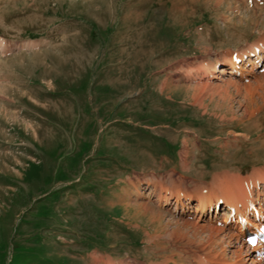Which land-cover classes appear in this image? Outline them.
I'll return each mask as SVG.
<instances>
[{"label":"rangeland","instance_id":"1","mask_svg":"<svg viewBox=\"0 0 264 264\" xmlns=\"http://www.w3.org/2000/svg\"><path fill=\"white\" fill-rule=\"evenodd\" d=\"M260 37L264 0H0V264L238 263L157 199L264 168V72L200 77Z\"/></svg>","mask_w":264,"mask_h":264},{"label":"bare ground","instance_id":"2","mask_svg":"<svg viewBox=\"0 0 264 264\" xmlns=\"http://www.w3.org/2000/svg\"><path fill=\"white\" fill-rule=\"evenodd\" d=\"M257 49H260L261 52L264 51V38L263 37H260V39L246 44L245 47H243V48H240L238 50H234L233 55H231L232 50H230V51H227V53H225L226 56L224 55V56H222V58H219V59L217 58V60H220L223 62V65L226 64V65H228L229 68L233 67L234 70H236L235 66H239L241 69L239 71L240 75H238V76L233 75L231 71H229V72L227 71L228 77L225 74L217 73V71L224 73V71H226V70L222 67L217 70V67H216L217 61H216L213 64L207 65L206 67H204L201 70V72H202V74L200 76L201 79H204L205 81H209L212 79H226V80L229 79V82H235L236 81L239 83L240 79L246 78L247 75L254 72L255 67L257 66V63L255 62L254 57H258V58L261 57L260 54L255 53ZM253 54H255V55H253ZM251 55H253V56H251ZM244 56H246V57L244 58ZM237 58H240L241 60L245 59L246 63L244 65L249 64L250 68L240 65V64H238V62L236 63ZM243 74H245V75H243ZM261 77H264V73H262ZM259 80H260V78H258L257 81H259ZM253 81H255V80H253ZM248 83L246 85H248ZM212 181L215 183L210 184V185H212V187L214 186L213 188L216 191L212 190L211 189L212 187L210 186V188H208V190L201 192L199 195H196L198 197L197 198V209L203 208V211H206L208 209L207 205H208L209 200L205 199L206 198L205 196L216 197L218 195H221L224 198V200L226 201V204L228 206H232L236 210L244 211L246 213V212H248L249 207H251V205L254 203V201L256 199H258L259 195L260 194L264 195V168L263 169L252 168L247 174L246 173L242 174L240 172L238 174H226L225 172H223V174L219 175V176L213 175ZM259 185L261 186L260 189H259ZM176 191L174 192L175 200H180L182 202V194H184V193L178 192V190H176ZM168 192H165L161 197H160V195H158L156 197L157 198L160 197L162 200L165 201L166 198L168 197V194H169ZM213 192L215 194H213ZM145 210H147V209H145ZM151 212H152L151 215L153 217L158 218L159 215H156V214L153 215L154 212L153 211H151ZM203 215L204 214L197 213L198 218H201ZM228 216H229L228 213L224 215V218L222 220L223 223L227 220ZM245 220H246V217H245ZM185 223H189V222H185ZM252 223L254 224V222H252ZM223 226H224V224H222L221 226H217V227H221V228H216V230L222 229L225 232L222 235V238L217 239V241L218 240L221 241L222 239L225 240L226 238L230 239L233 237V238H235V241L242 242V240L239 238V235L237 234V232L230 231L226 227L224 230ZM207 229L213 230L214 228L208 227ZM263 250H264V244H257L255 246H252L249 248L246 247L245 251L242 253L243 255L238 256V258H239L238 263L239 264H243V263L244 264L245 263L259 264V262L264 259ZM234 254L236 255L237 252L235 251ZM237 255H240V253H238ZM206 256H209L208 253L205 256H199L198 264H218L216 262L215 258H212V257L210 258V256L209 257H206ZM188 257H191V256H188ZM246 260H249V261L246 262ZM226 263L227 264H234L235 262L232 259H229L228 262H225V264ZM238 263H236V264H238ZM220 264H223V262H220Z\"/></svg>","mask_w":264,"mask_h":264}]
</instances>
